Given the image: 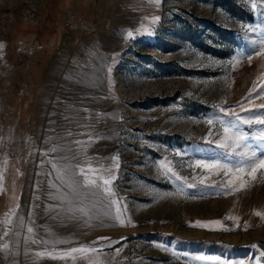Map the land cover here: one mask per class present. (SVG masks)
I'll return each mask as SVG.
<instances>
[{"label":"rangeland","instance_id":"obj_1","mask_svg":"<svg viewBox=\"0 0 264 264\" xmlns=\"http://www.w3.org/2000/svg\"><path fill=\"white\" fill-rule=\"evenodd\" d=\"M261 47L264 0H0V264H264Z\"/></svg>","mask_w":264,"mask_h":264},{"label":"snow or ice","instance_id":"obj_2","mask_svg":"<svg viewBox=\"0 0 264 264\" xmlns=\"http://www.w3.org/2000/svg\"><path fill=\"white\" fill-rule=\"evenodd\" d=\"M158 19V18H156ZM128 36L131 37L132 33L129 32ZM258 54L259 55H264V47H261L258 50ZM254 55V53H248L246 54V58L249 61L252 59V56ZM225 115H227V113H225ZM234 115V119H229L227 121L224 120H220L218 121V123L220 124V126L223 128V140L221 142H219L217 144L218 147H227L229 146V142L235 143L236 147H239V143L238 141H243L245 139L244 134L240 131L238 124L240 123H248L251 124L253 119H257L256 117H250L248 119H242L240 116L235 115V113H233ZM207 124L211 125L213 123V121L211 119L206 121ZM258 123L260 124H264V118H260L258 119ZM261 139H264V137H262ZM255 152L252 153L253 156H255ZM161 167H164V165H161ZM195 167L198 168H202V169H214V168H220L221 165L218 162H212V163H206L203 160H197L195 162ZM235 172L236 173H242L244 172L245 168H249L251 171L249 174L254 175L257 168H264V159H260L259 161H254V160H247L245 161L243 164H239V165H235ZM232 168L228 167V166H223V171L225 172V174L232 172ZM81 174H83V169L80 170ZM166 174L168 172H171L172 176L175 177L177 180H180V177L175 173L172 172L170 168H167L165 170ZM114 179V177L112 178ZM111 180L109 179H105L103 180V184L104 185H110L111 184ZM68 187L70 188L71 191H73L75 194L79 195V185L78 183L74 180V179H70L68 182ZM228 183H231V181H228ZM86 186L87 185H91L94 184V181H85ZM182 190V189H181ZM105 193H109L110 189L108 187H105L104 189ZM117 203L116 200H112L109 199L108 203L106 205V208L108 209V211H105L103 214L104 215H110V209L112 207V205H115ZM80 211H83V209H79ZM69 211H73V209H69ZM119 212V209L117 208V213ZM257 215H260V213H256ZM116 220L120 219V216L117 214L113 217ZM219 223V222H216ZM29 232L32 231L31 228L28 229ZM5 248L7 247V245L4 246ZM89 251V249L87 247H80V248H72L70 250L71 253H87ZM69 253H65V255H68ZM40 255H43V253H40ZM199 259V258H198Z\"/></svg>","mask_w":264,"mask_h":264},{"label":"bare ground","instance_id":"obj_3","mask_svg":"<svg viewBox=\"0 0 264 264\" xmlns=\"http://www.w3.org/2000/svg\"><path fill=\"white\" fill-rule=\"evenodd\" d=\"M173 83L163 82H147L143 85L141 90H132L129 93V98L132 101L143 99L147 96L154 94V97H159L163 91L173 88ZM125 96V95H124Z\"/></svg>","mask_w":264,"mask_h":264},{"label":"built area","instance_id":"obj_4","mask_svg":"<svg viewBox=\"0 0 264 264\" xmlns=\"http://www.w3.org/2000/svg\"><path fill=\"white\" fill-rule=\"evenodd\" d=\"M74 18L72 17V15H69V21L67 22L69 27H72L74 25Z\"/></svg>","mask_w":264,"mask_h":264}]
</instances>
